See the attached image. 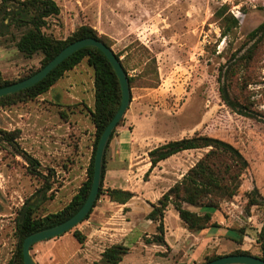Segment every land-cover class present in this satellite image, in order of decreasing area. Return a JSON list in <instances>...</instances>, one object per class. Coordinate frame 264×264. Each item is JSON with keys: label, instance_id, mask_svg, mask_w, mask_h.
Here are the masks:
<instances>
[{"label": "rangeland", "instance_id": "374dc122", "mask_svg": "<svg viewBox=\"0 0 264 264\" xmlns=\"http://www.w3.org/2000/svg\"><path fill=\"white\" fill-rule=\"evenodd\" d=\"M55 1L60 14L48 19L46 34L66 40L80 27L90 26L105 36L134 78L124 123L136 120L134 137L142 143V154L196 135L223 140L242 153L248 168L238 194L221 201L216 210L188 208L200 215L211 212L212 224L229 229L231 240H242L239 250L261 257L257 240L264 222V40L254 48L249 35L264 23V0ZM224 6L239 20L238 28L226 36L216 17ZM6 24L8 29H0V73L5 80L18 81L41 67L43 55L27 58L20 53L16 45L26 29L13 21ZM75 69L66 76L71 85L67 91L63 83L56 88V100L44 95L0 107V264H10L14 257L16 218L26 202L39 205V216L57 212L86 179L94 135V72L86 59ZM221 70L232 97L263 119L238 115L224 104ZM154 75L159 85L151 88ZM21 149L38 160L44 178L30 173ZM209 151L172 157L158 171V182L168 191ZM223 161L235 169L230 159ZM136 175L142 185L144 171ZM212 229L215 234L217 229ZM71 234L34 245L33 258L38 264H61L70 254H80ZM222 243L209 254L225 251ZM48 245L55 261H48Z\"/></svg>", "mask_w": 264, "mask_h": 264}, {"label": "trees", "instance_id": "16d2710c", "mask_svg": "<svg viewBox=\"0 0 264 264\" xmlns=\"http://www.w3.org/2000/svg\"><path fill=\"white\" fill-rule=\"evenodd\" d=\"M227 9L228 7L224 6L216 13V17L221 22L224 36L230 34L239 26V20L233 15L227 14ZM59 14L60 7L55 0H26L23 2L18 0H2L0 5V29L9 28L6 21H13L19 27L26 29L16 45L19 52L27 58H32L37 54L43 55L41 67L36 72L44 68L67 46L82 39L94 38L112 49L105 36L100 35L96 29L90 26L80 27L66 40H59L46 34L45 28L47 27L48 19L56 17ZM249 39L255 40L253 45L254 48L264 40V23L251 32ZM116 56L124 68L131 90L134 78L129 76L128 70L124 62L120 59V56L117 54ZM85 59L94 72V108L90 111V118L95 128L92 155L86 170V179L70 201L57 212L39 216L37 214L39 209L37 203L28 201L22 206L16 218L17 248L10 264H24L22 249L23 242L28 236L64 223L83 207L91 190L94 157L99 139L105 128L118 112L121 106L122 94L119 80L106 56L97 48L87 47L66 59L36 86L0 98V107L36 100L46 95L58 82L64 79L69 72L77 68ZM36 72L30 73L28 76L18 81L5 80L0 73V88L25 80ZM219 83L220 97L232 112L248 118L263 119L260 114L250 110L232 97L229 84L225 79V73L222 72V70L219 76ZM149 85L151 88L159 85V78L157 75H154ZM123 123L124 118L114 130L106 146L103 157L100 190L94 207L104 192L103 186L107 168L106 159L111 141L117 129L122 126ZM16 138L17 137L14 136L11 141L13 142ZM202 149H210V151L195 168H192L188 172L182 182H177L162 196L157 204L152 205V210L147 218L157 224V234L153 236V239H147V244L165 245L164 217L169 206L174 208L185 228L192 233H200L214 227L219 228L216 224L211 223V212L207 211L205 214L200 215L188 207L216 210L219 208L221 201L232 199L238 194L241 186L240 179L243 172L248 168V162L242 153L230 143L209 136L196 135L193 138L170 141L162 144L149 152L151 168L145 174V179L149 177L152 169L157 167L160 162L185 151ZM18 151L27 162L30 173L44 178L45 176L40 171L41 165L38 160L22 149ZM224 158L230 159L235 169L224 162ZM109 195L113 201H117L121 204L127 203L133 197L131 192L121 190H111ZM50 198L53 199L52 196ZM255 204L256 200L253 199L251 205ZM92 211L93 209L84 221L90 217ZM68 233H72L73 237L80 245L85 244L87 238L77 227L74 228L72 232L70 231ZM241 242L242 240L236 241V243L239 244ZM257 242L260 245L262 255L261 257H255L264 260V222ZM128 253L129 249L125 246L113 245L104 251L99 262H94L93 264H119ZM230 255H250V253L237 250ZM220 257L222 256H207L202 264L214 261Z\"/></svg>", "mask_w": 264, "mask_h": 264}, {"label": "crops", "instance_id": "0c3cea01", "mask_svg": "<svg viewBox=\"0 0 264 264\" xmlns=\"http://www.w3.org/2000/svg\"><path fill=\"white\" fill-rule=\"evenodd\" d=\"M75 71L78 69L72 73ZM68 79L65 77L58 82L46 97L56 100L58 93L56 88L61 83L64 85L62 90L71 86ZM136 131L137 122L133 118L117 129L106 159L104 192L90 217L77 227L86 236V242L84 245L78 243L80 254L78 252L70 254L61 264L99 262L104 251L113 245H123L129 249V253L119 264H149L147 262L149 258L159 259L154 264H202L207 256L212 255L209 254V250L221 242L228 246L222 243L225 251L216 255L223 256L239 250V244L231 240L227 228H216L215 234L212 228L200 233L188 231L172 206L168 207L164 217L165 245L146 243L147 239H153L157 234V224L147 216L152 210V205L157 204L167 192L163 189V184L157 180L158 173L162 165L172 157L160 162L152 169L144 183L139 185L136 179L137 171H144L146 174L150 170L149 152L154 148L142 154V143L135 141ZM111 190L128 191L133 197L127 203L121 204L110 198ZM49 245L48 261H55L53 247Z\"/></svg>", "mask_w": 264, "mask_h": 264}, {"label": "water", "instance_id": "95a60500", "mask_svg": "<svg viewBox=\"0 0 264 264\" xmlns=\"http://www.w3.org/2000/svg\"><path fill=\"white\" fill-rule=\"evenodd\" d=\"M87 47L97 48L106 56V58L110 62L121 86V106L118 112L116 113L115 117L105 128L104 132L102 133L99 139L94 157L91 190L83 207L72 218L65 221L64 223L28 236L23 242L22 254L24 264H38L31 254L32 247L36 244L58 238L72 231L86 219V217L93 209L100 190L102 165L105 149L114 130L118 127L119 123L124 118L126 112L129 109L131 103V90L124 68L120 60L117 58L116 54L104 43L94 38L82 39L70 44L65 49H63L54 59H52L44 68L36 72L34 75L7 87L0 88V98H2L34 87L38 83L42 82L53 70H55L66 59L71 57L76 52ZM206 264H264V260L251 255H225Z\"/></svg>", "mask_w": 264, "mask_h": 264}]
</instances>
